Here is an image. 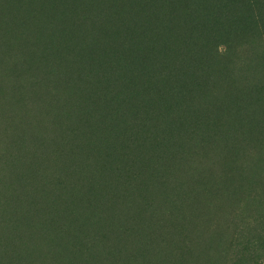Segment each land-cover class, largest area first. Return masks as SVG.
I'll list each match as a JSON object with an SVG mask.
<instances>
[{
	"label": "rangeland",
	"instance_id": "rangeland-1",
	"mask_svg": "<svg viewBox=\"0 0 264 264\" xmlns=\"http://www.w3.org/2000/svg\"><path fill=\"white\" fill-rule=\"evenodd\" d=\"M6 2L0 264H264V0H177L154 17L175 45L201 53L187 72L202 89L171 114L179 137L153 165L122 151L120 134L71 136L77 117L45 105L46 92L38 113L35 85L53 90L63 79L49 67L48 41L38 38L34 53L32 26L14 24ZM27 2L28 20L53 28Z\"/></svg>",
	"mask_w": 264,
	"mask_h": 264
},
{
	"label": "trees",
	"instance_id": "trees-1",
	"mask_svg": "<svg viewBox=\"0 0 264 264\" xmlns=\"http://www.w3.org/2000/svg\"><path fill=\"white\" fill-rule=\"evenodd\" d=\"M176 1L66 0L59 9L34 0L54 23L43 32L41 19L28 20L27 0H7L11 21L32 26L34 53L38 38L48 41L49 67L63 79L53 90L35 85L38 113L47 110L40 100L46 92L45 105L52 99L77 117L68 120L73 124L71 136L99 129L114 133V138L120 134L122 151L138 149L139 157L152 165L166 157L175 147L173 139L179 137L177 127L169 125L171 114L202 89L199 77L187 72L202 59L201 53L185 42L175 45L177 40L169 36L165 23L154 19L159 12L171 11ZM3 24L0 21V27ZM6 44L7 40L1 47ZM3 69L0 65V74ZM111 121L124 125L125 131H111Z\"/></svg>",
	"mask_w": 264,
	"mask_h": 264
}]
</instances>
